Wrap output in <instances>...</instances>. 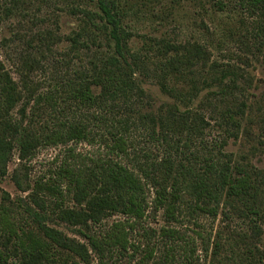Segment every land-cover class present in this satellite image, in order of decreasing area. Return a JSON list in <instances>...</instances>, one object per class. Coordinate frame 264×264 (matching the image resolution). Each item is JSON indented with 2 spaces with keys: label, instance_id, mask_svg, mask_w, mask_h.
I'll return each mask as SVG.
<instances>
[{
  "label": "trees",
  "instance_id": "16d2710c",
  "mask_svg": "<svg viewBox=\"0 0 264 264\" xmlns=\"http://www.w3.org/2000/svg\"><path fill=\"white\" fill-rule=\"evenodd\" d=\"M90 1L96 3L97 12L84 10L85 18L79 20L82 32L69 38V43L80 59L81 50L88 56L95 49V60L65 86V101H58V97L49 93L29 90L27 86L22 88L0 60V178L7 175L16 150L22 164L42 147H65L60 155L64 153L66 163L53 170V181L48 184L41 182L33 187L17 169L12 176L19 191H32L30 197L39 209H44L46 203L40 197L41 192L58 201L70 195L76 208H58V222L88 229L114 215L141 221L148 218L151 209L154 213L163 211L167 223L181 224L184 196L190 193L195 201L191 214L200 211L217 217L221 206L223 219L238 216L248 220L247 230L232 239L235 243L232 252L238 250L236 264H264V250L257 244L264 234V169L250 162L248 156L238 162L232 156L225 162L214 156L201 158L199 168L197 162L181 157L182 150L190 148L192 140L203 135L201 125L205 121L198 110H183L181 103L197 100L201 104L226 103L234 90L225 85L228 74L213 65L210 82L217 86L216 90L199 89L193 69L207 67L210 55L198 43H144L141 50L144 52L147 47L152 52L158 51L157 60L131 54L117 0ZM241 2L243 7L264 12V0ZM151 65L156 77L161 73L160 92L166 97L157 107L143 102L146 91L136 79L139 73L147 75ZM229 104L224 109L220 105L217 108L220 128L229 137L238 138L241 132L251 135L257 126L258 133L254 134L257 145L251 151L253 156L264 154V98L242 102L237 108ZM73 108L94 111L99 122L106 114L121 119L114 121L109 134L92 140V132L82 119L54 122L52 117L61 109ZM139 126L147 127L164 148L161 163L147 156V161H143L133 150L129 134L133 127ZM95 141L101 153L86 158L90 162H85V157L76 153V146ZM59 158L56 156L55 160L58 162ZM9 200V194L0 189V216L5 214L3 204ZM36 217L46 223L44 216L36 214ZM5 223L9 225L8 218ZM41 223L23 238L17 255L20 264H71L77 259L90 264L88 245L99 256H104L105 249L135 248L123 223L114 224L102 239L86 235L88 245ZM7 231L10 237H15L11 227ZM163 235L173 238L177 232L164 228ZM219 237L214 242L211 264H221L219 256L225 244Z\"/></svg>",
  "mask_w": 264,
  "mask_h": 264
},
{
  "label": "rangeland",
  "instance_id": "374dc122",
  "mask_svg": "<svg viewBox=\"0 0 264 264\" xmlns=\"http://www.w3.org/2000/svg\"><path fill=\"white\" fill-rule=\"evenodd\" d=\"M119 17L127 32V44L132 53H139L141 58L160 56L158 51L146 50L144 43L183 44L187 42L202 45L210 55L207 67L198 66L193 73L199 89L216 90L213 85L211 68L214 65L219 72L228 74L225 85L234 89L229 101L234 108L242 102H255L264 98V12L243 7L241 0H117ZM84 10L97 12L96 3L90 0H0V60L14 80L29 90H38L58 97L65 101V86L76 79L78 73L84 72L89 62L95 60V49L85 56L81 50L71 49L69 38L77 36L82 31L80 21L85 18ZM99 22V21H98ZM142 51V52H141ZM93 65H90L92 68ZM147 75H137L141 87L146 91L143 102L157 107L166 101L160 92L161 73L154 75L155 67L151 65ZM152 70V71H151ZM212 86V87H211ZM156 103V104H155ZM213 101L201 104L198 100L191 103H181L182 109L198 110L205 121L201 125L202 136L192 140L190 148H184L181 157L197 162L201 158H219L222 162L232 156L233 161L248 159L258 168L264 169V154L252 155V147L257 145L253 133L247 135L241 132L238 138L229 137L225 129L219 126V111L226 103ZM253 105V104H252ZM16 117V112L13 114ZM102 122L94 118V111L85 112L79 109H61L52 118L54 122H74L82 119L92 132V140L101 135L109 134L114 121L121 117L105 115ZM61 120V121H60ZM152 132L145 126L133 127L129 134L133 150L142 156L143 161L152 159L157 164L165 158L164 148ZM182 141V140H181ZM182 146H184L182 144ZM70 147H74L71 145ZM65 147H42L36 155L22 164L18 160L17 150L9 164L8 173L0 178V189L9 194L10 200L3 204L4 211L0 216V262L20 264L17 258L19 247L24 244L23 238L36 228L40 219L36 214L44 216L48 227L56 228L71 239L88 245L86 235L101 237L116 223H123L130 232L129 242L135 248L127 251L105 249L104 256H99L88 245L91 255L90 264H211L215 240L220 235L225 248L220 253L221 264H236L237 251L232 252V239L237 234L247 230L248 220L238 216L223 219L222 207L217 217L201 213L191 214L195 201L190 193H186L181 209V224L166 222L163 211L154 213L149 210L148 218L141 221L127 219L121 215L110 216L101 224L91 225L88 229L69 227L57 220V210L76 208L70 195L63 200H56L46 193H40L45 200V208L32 202L31 193L21 192L15 186L12 176L19 170L23 179L29 180L34 187L37 183L48 184L53 181L52 172L64 161ZM67 149V148H66ZM76 153L86 158H93L101 153L98 143L79 144ZM56 156L60 158L55 160ZM150 156V157H149ZM197 158V160H195ZM57 162V163H56ZM243 162V161H242ZM56 163V164H55ZM66 163V162H65ZM19 174V175H20ZM64 191V188H63ZM37 193V192H36ZM212 205L211 207H213ZM8 218L9 225L5 223ZM15 231L10 237L7 228ZM172 229L177 236L168 238L163 235V229ZM264 229V224L262 223ZM259 247L264 250V234ZM66 256V255H65ZM62 257V256H61ZM59 257L57 260L60 261ZM218 257V258H219ZM64 259V258H63ZM61 259V261H63ZM218 261H216L217 263ZM86 264L80 260L71 264Z\"/></svg>",
  "mask_w": 264,
  "mask_h": 264
}]
</instances>
